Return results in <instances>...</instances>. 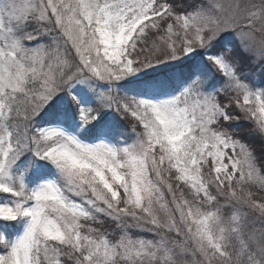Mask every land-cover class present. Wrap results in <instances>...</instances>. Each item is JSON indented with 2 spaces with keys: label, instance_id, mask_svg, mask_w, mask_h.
I'll return each mask as SVG.
<instances>
[{
  "label": "snow or ice",
  "instance_id": "1",
  "mask_svg": "<svg viewBox=\"0 0 264 264\" xmlns=\"http://www.w3.org/2000/svg\"><path fill=\"white\" fill-rule=\"evenodd\" d=\"M0 264H264V0H0Z\"/></svg>",
  "mask_w": 264,
  "mask_h": 264
},
{
  "label": "trees",
  "instance_id": "2",
  "mask_svg": "<svg viewBox=\"0 0 264 264\" xmlns=\"http://www.w3.org/2000/svg\"><path fill=\"white\" fill-rule=\"evenodd\" d=\"M258 147V146H257Z\"/></svg>",
  "mask_w": 264,
  "mask_h": 264
}]
</instances>
